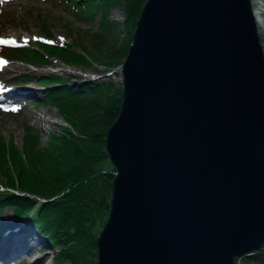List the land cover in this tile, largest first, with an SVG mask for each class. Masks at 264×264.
Wrapping results in <instances>:
<instances>
[{
    "label": "water",
    "instance_id": "95a60500",
    "mask_svg": "<svg viewBox=\"0 0 264 264\" xmlns=\"http://www.w3.org/2000/svg\"><path fill=\"white\" fill-rule=\"evenodd\" d=\"M120 70L97 263L236 264L263 248L264 49L251 0H147Z\"/></svg>",
    "mask_w": 264,
    "mask_h": 264
},
{
    "label": "trees",
    "instance_id": "16d2710c",
    "mask_svg": "<svg viewBox=\"0 0 264 264\" xmlns=\"http://www.w3.org/2000/svg\"><path fill=\"white\" fill-rule=\"evenodd\" d=\"M65 1L77 10L101 16V30L95 34L89 54L80 44L58 47L42 43L41 49L29 45L0 47V53L31 64H47L54 56L88 68L96 55L114 51L118 26L108 14L112 7L121 5L129 23L125 44L119 46L126 50V56L135 20L146 0ZM117 65L110 61L105 68L111 72ZM35 77L13 82H40L45 91L35 103L57 105L77 132L65 128L60 136L42 144L39 132L27 126L21 146L0 135V239L22 226V234L36 233L52 246L53 263L91 264L97 257V238L110 211L115 168L106 151V137L118 117L123 94L114 97L111 79L73 80L56 74ZM5 83L0 80V88L6 87ZM97 111L100 113L95 114ZM239 261L264 264V246L237 258L236 264Z\"/></svg>",
    "mask_w": 264,
    "mask_h": 264
},
{
    "label": "rangeland",
    "instance_id": "374dc122",
    "mask_svg": "<svg viewBox=\"0 0 264 264\" xmlns=\"http://www.w3.org/2000/svg\"><path fill=\"white\" fill-rule=\"evenodd\" d=\"M146 2L147 0L143 3L142 8ZM251 2L253 10L258 13L256 18L258 33L264 49V0H251ZM138 7L139 4L136 9ZM87 13L77 10L65 0H2L0 1V38L14 40V44H16L14 48H23L22 46L26 47L27 45L34 49L43 48L39 43L58 47H61L62 44L70 47L80 44L89 54L92 49L91 44H95L97 37L95 34L101 30V16L94 17L93 13ZM140 14L141 11L139 16ZM108 15L118 26V40L113 42L116 45L115 49L113 52L106 53L107 58L106 54L99 57L96 55L88 68L66 63L61 58L54 56L48 58L47 64H31L6 58L0 53V80L10 84L5 83L7 87L0 90V135L2 139L13 140L17 146H21L27 126L39 132L42 144L49 142L53 136H60L65 128L75 134L77 132L57 105L35 103L45 91L40 82L29 80L24 83H14L13 81L18 78L26 79L27 77L56 74L71 77L73 80L111 79L114 82L112 91L114 97L123 93V76L120 69L126 58V50L119 46L120 43L125 44L123 40L127 38L129 23L125 20L124 8L121 5L112 7ZM138 18L135 20V27ZM135 27L132 30V36ZM78 49L82 51V48L78 47ZM119 49L121 51L118 56ZM124 50L125 52H123ZM107 60H110L112 64H118L110 73L105 68L106 62L110 63ZM99 113L97 111L95 114ZM98 118L99 116H96V119ZM33 234L27 232V234H21L22 236L14 237L10 239L12 243L10 240L0 242L4 244L3 247L0 245V251L2 249V253H4L7 249L14 250L18 246L20 247V244L26 247L23 250L35 246L29 253L16 257L11 261V264H56L53 263L55 256L52 246L46 244L40 235ZM40 239L42 240L40 241ZM91 264H98L97 257ZM238 264H243V262L239 261Z\"/></svg>",
    "mask_w": 264,
    "mask_h": 264
},
{
    "label": "bare ground",
    "instance_id": "6f19581e",
    "mask_svg": "<svg viewBox=\"0 0 264 264\" xmlns=\"http://www.w3.org/2000/svg\"><path fill=\"white\" fill-rule=\"evenodd\" d=\"M254 14H255V17L257 18L258 13L256 11H254ZM21 227L22 226H20L18 228H14L12 231H9V234H7L3 238H1L0 241L10 240L11 239L10 236H13V237L22 236L21 234L23 232V228L24 227H22V228ZM27 237L28 236L26 235V238ZM41 240L42 239H40V241ZM24 243H26V242L24 241ZM0 245L2 246L4 244L3 243H0ZM18 247L16 249H14V250H12V249L11 250H8L7 249L4 253H2V249H1V251H0V264H11V261L15 260L16 257H18L19 255H25L27 252L29 253L30 251H32L34 249L35 246H32V247L30 246V247L27 248V250H23V248H26V247H23L21 244H20L19 249H18ZM36 260H34V261H36Z\"/></svg>",
    "mask_w": 264,
    "mask_h": 264
},
{
    "label": "snow or ice",
    "instance_id": "6c2138e0",
    "mask_svg": "<svg viewBox=\"0 0 264 264\" xmlns=\"http://www.w3.org/2000/svg\"><path fill=\"white\" fill-rule=\"evenodd\" d=\"M34 39H38L37 37H33ZM0 43H4V44H8V43H15L14 40L12 39H4V38H0ZM25 43H27V41L25 40ZM13 111H15L16 109H12Z\"/></svg>",
    "mask_w": 264,
    "mask_h": 264
}]
</instances>
